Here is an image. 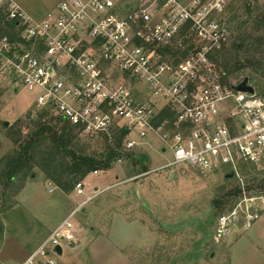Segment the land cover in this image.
<instances>
[{"label": "built area", "instance_id": "built-area-1", "mask_svg": "<svg viewBox=\"0 0 264 264\" xmlns=\"http://www.w3.org/2000/svg\"><path fill=\"white\" fill-rule=\"evenodd\" d=\"M131 1L59 0L37 18L15 0H0L18 33L12 39L0 32V73L14 75L36 93L38 107L87 139L125 128L126 150L156 142L170 151L171 160L156 169L232 175L244 198L219 218V239L241 212L250 225L259 215L256 201L264 204L263 196L248 197L243 173L264 163V94L237 90L240 82H225L213 61L230 40L214 20L228 0ZM175 48L183 51L169 52ZM129 79L146 91L137 96ZM75 189L84 193L83 183ZM77 211L23 264H56L57 246L64 252L63 243L77 236Z\"/></svg>", "mask_w": 264, "mask_h": 264}, {"label": "rangeland", "instance_id": "rangeland-1", "mask_svg": "<svg viewBox=\"0 0 264 264\" xmlns=\"http://www.w3.org/2000/svg\"><path fill=\"white\" fill-rule=\"evenodd\" d=\"M15 1L43 18L59 0ZM232 17L234 21L227 25ZM214 18L228 29V48L246 34L256 44L238 51L237 59L249 66L229 81L249 77L256 92L264 94V0H228ZM222 70L217 65V71ZM129 82L137 96L146 91L142 83ZM35 102V92L18 83L14 75L0 73V160L14 149V131L21 127L26 133L34 127L32 119L42 109ZM101 141L99 137L89 139V151L103 148ZM123 150L125 155L111 169L92 172L81 180L85 181L84 194L75 187L62 190L37 166L5 192L1 186L0 264H23L74 207L91 196L77 208L72 219L77 236L63 243L64 252L56 256V264H264L262 200L256 201L253 210L259 215L250 225L241 212L229 232L216 238L219 218L230 215L244 198L236 194L237 179L222 171L201 173L186 166L173 168L177 171L172 179V169H156L172 158L156 142ZM243 173L248 197H264V163L249 166ZM115 182L123 183L106 189ZM96 187L106 190L96 194Z\"/></svg>", "mask_w": 264, "mask_h": 264}, {"label": "trees", "instance_id": "trees-1", "mask_svg": "<svg viewBox=\"0 0 264 264\" xmlns=\"http://www.w3.org/2000/svg\"><path fill=\"white\" fill-rule=\"evenodd\" d=\"M234 18L229 19L226 22L227 25H230ZM0 22L2 34H7L12 39L18 36L16 23L8 21L2 11H0ZM261 24L262 22L257 23L258 27ZM238 38H240V43L234 41L230 48H228V43L213 56L216 65L219 68L222 66L225 68L222 70L225 73V82H229L230 78H238L240 73L249 66L237 59L238 51L249 43L256 45L255 42H250L252 38L250 34L241 35ZM261 40L264 44V35ZM182 51L177 48L169 50L174 55ZM230 61L234 62L233 66L229 64ZM245 78L249 79V77H244L239 82ZM32 123L34 127L26 133L21 127L16 131L11 129L15 132L14 149L0 160V187L4 188L3 192L13 187L17 179H24L28 176L35 166L42 170L46 179L69 192L90 173L111 169L114 162L125 155L123 150L127 135L125 128L115 127L111 133H103L99 137L103 148L89 151L91 147L89 139L82 136L77 127L64 121L58 115L51 114L50 109L42 108L32 119ZM4 128L9 129L10 127L4 126ZM248 167L246 166L245 169ZM261 185L264 186V177L261 179ZM236 191V194L242 193L239 186Z\"/></svg>", "mask_w": 264, "mask_h": 264}, {"label": "water", "instance_id": "water-1", "mask_svg": "<svg viewBox=\"0 0 264 264\" xmlns=\"http://www.w3.org/2000/svg\"><path fill=\"white\" fill-rule=\"evenodd\" d=\"M237 90L239 91H247V92H250V93H253L255 92V88L249 84V79L248 78H245L243 81H241L236 87H235ZM7 124V122H6ZM175 176V173L172 172L171 174V178L173 179ZM229 178L232 177V175H228ZM2 230V227L0 225V232ZM57 252L62 255L63 254V248L61 246H57L56 248Z\"/></svg>", "mask_w": 264, "mask_h": 264}, {"label": "crops", "instance_id": "crops-1", "mask_svg": "<svg viewBox=\"0 0 264 264\" xmlns=\"http://www.w3.org/2000/svg\"><path fill=\"white\" fill-rule=\"evenodd\" d=\"M224 175H225L226 177H228L227 174H224ZM89 176H90V174L87 176L86 179H88ZM228 178H229V177H228ZM84 179H85V178H84ZM86 179H85V180H86ZM81 182L83 183V186H84V193H85V181H84V182L81 181ZM113 184H114V183H113ZM110 185H112V184H110ZM110 185H108L107 187H109ZM97 189H99V188L96 187V188H95V191H96ZM103 189H104V188H103ZM84 193H82V194H84ZM93 196H94V195H93ZM91 197H92V196H91ZM93 198H94V197H93ZM88 200H89V199H87V200H85V201H83V202H80V204H79L77 207L75 206L74 209H77L79 206L83 205V204L86 203ZM90 200H91V199H90ZM74 209H73V210H74ZM253 226H255V225L253 224L252 227H253ZM56 227H57V226H56ZM252 227H251V228H252Z\"/></svg>", "mask_w": 264, "mask_h": 264}]
</instances>
